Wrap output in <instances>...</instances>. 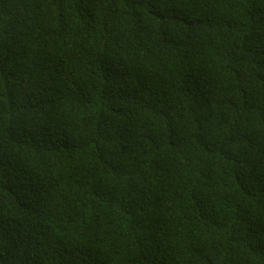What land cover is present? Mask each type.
Masks as SVG:
<instances>
[{"label": "trees", "instance_id": "1", "mask_svg": "<svg viewBox=\"0 0 264 264\" xmlns=\"http://www.w3.org/2000/svg\"><path fill=\"white\" fill-rule=\"evenodd\" d=\"M0 264H264V0H0Z\"/></svg>", "mask_w": 264, "mask_h": 264}]
</instances>
